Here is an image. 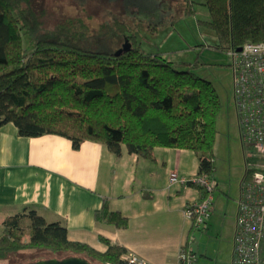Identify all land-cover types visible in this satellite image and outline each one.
<instances>
[{"label":"trees","instance_id":"16d2710c","mask_svg":"<svg viewBox=\"0 0 264 264\" xmlns=\"http://www.w3.org/2000/svg\"><path fill=\"white\" fill-rule=\"evenodd\" d=\"M194 1L185 0L181 17L196 12ZM203 2L211 17L202 21L214 30L218 49L229 53L264 41V0ZM48 12L36 0H0V126L13 122L23 136L62 135L74 148L86 140L103 142L118 155L126 149L153 161L159 147L191 149L199 168L188 184L202 189L193 177L214 176L222 99L215 83L196 69L203 64L199 58L177 60L142 47L140 24L160 29L159 14L151 22L137 16L102 20L96 28L89 13L69 14L48 28ZM126 39L130 49L116 54ZM95 214L117 227L129 223L107 198ZM195 220L186 236L192 248L206 223ZM100 238L104 250L72 239L64 221L26 206L3 218L0 255L46 248L73 251L89 264H137L124 257L125 246Z\"/></svg>","mask_w":264,"mask_h":264},{"label":"crops","instance_id":"0c3cea01","mask_svg":"<svg viewBox=\"0 0 264 264\" xmlns=\"http://www.w3.org/2000/svg\"><path fill=\"white\" fill-rule=\"evenodd\" d=\"M233 144L240 145V140ZM188 150L159 147L153 161L126 149L118 155L93 140L74 148L62 135L23 136L8 122L0 126V231L5 216L34 206L48 220L64 221L72 239L104 250L107 245L100 238L104 235L152 264H180V249L191 224L185 208L201 200L205 191L170 182L172 171L186 177L197 173L199 158ZM241 150L243 154L242 144ZM227 152L215 159L217 186L204 228L193 243L195 264L210 260L199 256L209 255L206 240L211 235L219 239V253H224L217 263H233L246 163L243 154L244 161L234 164ZM106 198L112 209L129 217L126 227L97 220L95 213Z\"/></svg>","mask_w":264,"mask_h":264},{"label":"rangeland","instance_id":"374dc122","mask_svg":"<svg viewBox=\"0 0 264 264\" xmlns=\"http://www.w3.org/2000/svg\"><path fill=\"white\" fill-rule=\"evenodd\" d=\"M203 1L195 0L196 12L187 17H181L185 0H36V4L49 11L46 16L48 28L53 27L61 17L69 14L86 16L85 12L89 13L88 22L92 28H96L102 20H125L135 16L151 22L156 20L155 14H159L157 21L161 25L160 29L151 28L150 30L145 24H140L142 47L153 52L162 50L169 54L170 58L177 60L194 61L197 57L199 58L203 64L196 69L215 83L222 99L215 142L219 152L215 151V159L223 157L228 151L227 156L230 154L236 164L237 160H244L240 130L238 131L237 106L233 103V58L228 52L216 47L218 38L214 30L202 21L209 20L211 17L209 8ZM138 21L140 22L141 19ZM29 38L28 34L24 35L25 45L29 44ZM230 137L237 143L240 140V145H232ZM226 142L230 143L228 147ZM188 151L194 152L191 149ZM210 237L206 240L209 255L199 256V259L208 257L210 260L207 259L206 264H219L218 256L220 255L222 259L224 253H219V239L212 235ZM68 255L77 256L78 253L69 250L24 248L7 255H0V264H27L28 262L34 264L37 260H52L55 257L63 260Z\"/></svg>","mask_w":264,"mask_h":264},{"label":"built area","instance_id":"2783aa9c","mask_svg":"<svg viewBox=\"0 0 264 264\" xmlns=\"http://www.w3.org/2000/svg\"><path fill=\"white\" fill-rule=\"evenodd\" d=\"M229 54L233 58L234 100L246 163L232 264H264V41L248 42ZM253 169L252 177L248 178ZM193 179L204 188L206 196L187 204L185 214L190 220L195 218L199 225L209 214L217 180L207 175ZM188 180L177 171L170 174L171 183L188 184ZM124 255L137 264H152L133 251ZM195 260L194 248L185 241L180 249V264H195Z\"/></svg>","mask_w":264,"mask_h":264},{"label":"water","instance_id":"95a60500","mask_svg":"<svg viewBox=\"0 0 264 264\" xmlns=\"http://www.w3.org/2000/svg\"><path fill=\"white\" fill-rule=\"evenodd\" d=\"M130 47H131V43L129 42L128 39H126L123 46L116 51V54H121L122 52L129 50ZM27 264H29V262ZM34 264H89V263L83 257L68 255L63 260H59L55 257L52 260H42V261L37 260ZM109 264H114V263H109Z\"/></svg>","mask_w":264,"mask_h":264}]
</instances>
